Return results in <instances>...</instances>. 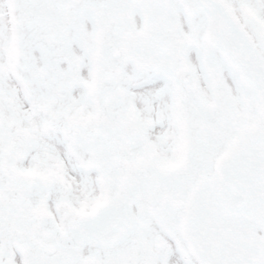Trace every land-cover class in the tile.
Instances as JSON below:
<instances>
[{
    "label": "snow or ice",
    "instance_id": "snow-or-ice-1",
    "mask_svg": "<svg viewBox=\"0 0 264 264\" xmlns=\"http://www.w3.org/2000/svg\"><path fill=\"white\" fill-rule=\"evenodd\" d=\"M0 264H264V0H0Z\"/></svg>",
    "mask_w": 264,
    "mask_h": 264
}]
</instances>
